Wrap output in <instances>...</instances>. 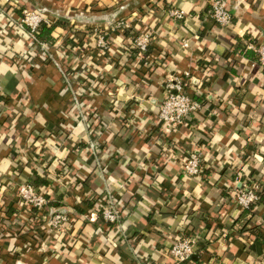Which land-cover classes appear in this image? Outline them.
I'll list each match as a JSON object with an SVG mask.
<instances>
[{
  "label": "crops",
  "instance_id": "0c3cea01",
  "mask_svg": "<svg viewBox=\"0 0 264 264\" xmlns=\"http://www.w3.org/2000/svg\"><path fill=\"white\" fill-rule=\"evenodd\" d=\"M227 7L233 24L221 29L210 0H0V264H172L168 250L183 236L198 240L189 264H264V194L245 213L231 198L242 182L264 193V75L250 49L264 45V0ZM25 9L65 25L52 58L15 29ZM171 9L186 13L182 23ZM145 32L150 52L134 56L132 38ZM101 37L110 51L98 49ZM57 64L86 91L79 107ZM185 74L202 110L166 134L164 86ZM197 150L206 177H184L181 160ZM37 178L68 230L19 199ZM111 200L118 228L91 217Z\"/></svg>",
  "mask_w": 264,
  "mask_h": 264
},
{
  "label": "built area",
  "instance_id": "2783aa9c",
  "mask_svg": "<svg viewBox=\"0 0 264 264\" xmlns=\"http://www.w3.org/2000/svg\"><path fill=\"white\" fill-rule=\"evenodd\" d=\"M9 0H7L8 2ZM169 17L178 23H182L186 18V13L183 10L171 9ZM209 18L221 29H226L233 24V15L227 7V0H210ZM50 25L47 18L41 11L27 10L22 13V18L15 23V29L22 31L25 37L30 41L33 49L40 53L42 59L48 60L52 58L48 45L39 41L37 35L42 25ZM116 29H130L129 25L124 22L116 24ZM151 33L145 32L132 38L135 49L138 50V57H144L148 47L151 44ZM189 46L188 42L184 43V47ZM97 47L99 50L110 51L105 38L101 37L98 40ZM256 56L257 64L264 75V45L250 46ZM37 56V54H36ZM59 67V65L57 64ZM65 83L72 90V77L68 71L60 65L59 67ZM75 82V81H74ZM164 98L159 103L158 119L159 123L166 134L175 132L179 127L187 125L193 120L202 110V104L190 96L189 74L177 75L173 80L167 81L164 86ZM86 93L85 90L78 89L77 92H72V98L75 99L76 105H80V98ZM6 107H0V119L5 114ZM96 119L93 117L89 120L90 124H96ZM100 133V134H99ZM98 135L101 137L103 129ZM98 136V137H99ZM101 146L100 142L91 140L88 143V148L95 152ZM182 175L184 177H206V168L204 167L203 155L199 150L193 151L185 155L182 160ZM263 185L258 181L242 182L241 186L232 192V202L240 211H251V209L261 201ZM18 197L21 202L28 208L33 210L37 216L42 219L49 218L48 227L55 231H65L70 227L69 216L58 211L51 210V194L43 193L36 188L32 183H25L18 187ZM93 221H102L105 225H110L114 228L121 227L123 221V212L119 208L116 201L111 200L107 205L102 207L100 211L94 212L91 215ZM198 240L193 236H183L171 245L168 250L169 256L172 258V264H188L192 257L197 252ZM20 264V263H19Z\"/></svg>",
  "mask_w": 264,
  "mask_h": 264
},
{
  "label": "trees",
  "instance_id": "16d2710c",
  "mask_svg": "<svg viewBox=\"0 0 264 264\" xmlns=\"http://www.w3.org/2000/svg\"><path fill=\"white\" fill-rule=\"evenodd\" d=\"M65 28V25H59L58 23H56V24H54V25H42L41 27H40V29H39V31H38V35H37V37H38V39H39V41H41L42 43H44V44H46V45H52L53 43H54V41L56 40V35H58V33L61 31V30H63ZM125 36H127V37H131L130 35H129V33L128 32H125V34H124ZM137 35V34H136ZM74 37V38H73ZM133 37H135V35L133 36ZM72 41H74L73 39H75V35L73 34V36H72ZM69 41H67V43H68ZM133 42V41H132ZM150 49H151V47L149 46L148 47V49H147V52L145 53V55L144 56H146L147 55V53H149L150 52ZM241 50V49H240ZM135 54H134V56H136L137 55V52H138V50L137 49H135L134 51H133ZM143 61V60H142ZM141 61V62H142ZM140 62V63H141ZM34 185V184H33ZM36 188H38L41 192H43V193H46L47 192V190H49V188H51L50 187V185L47 183V182H45L43 179H40V178H37L36 179V181H35V185H34ZM263 191H262V198H261V201H262V199H263ZM49 207H50V204H49ZM51 208V207H50ZM244 212V211H243ZM245 212H247V211H245ZM244 212V213H245ZM30 213H31V217H33V218H36V216L37 215H35V212H33V210H31L30 211ZM109 227H112V226H110V225H108ZM191 262V260L188 262V264Z\"/></svg>",
  "mask_w": 264,
  "mask_h": 264
},
{
  "label": "rangeland",
  "instance_id": "374dc122",
  "mask_svg": "<svg viewBox=\"0 0 264 264\" xmlns=\"http://www.w3.org/2000/svg\"><path fill=\"white\" fill-rule=\"evenodd\" d=\"M70 41H72V40H70ZM74 50H76V49H74ZM73 55V54H72ZM73 76V75H72ZM71 76V77H72ZM86 76V75H85ZM73 78V77H72ZM71 82H72V87H73V85H75V83H78V82H74V80H71ZM79 85V84H78ZM84 88V87H83Z\"/></svg>",
  "mask_w": 264,
  "mask_h": 264
},
{
  "label": "water",
  "instance_id": "95a60500",
  "mask_svg": "<svg viewBox=\"0 0 264 264\" xmlns=\"http://www.w3.org/2000/svg\"><path fill=\"white\" fill-rule=\"evenodd\" d=\"M61 213L65 214V212H61ZM195 258H196V256H193V257H192V259H195Z\"/></svg>",
  "mask_w": 264,
  "mask_h": 264
}]
</instances>
